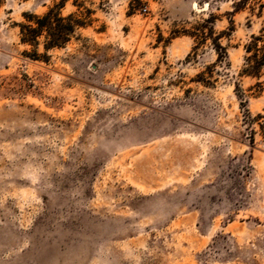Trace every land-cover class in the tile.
Listing matches in <instances>:
<instances>
[{
  "label": "rangeland",
  "instance_id": "rangeland-1",
  "mask_svg": "<svg viewBox=\"0 0 264 264\" xmlns=\"http://www.w3.org/2000/svg\"><path fill=\"white\" fill-rule=\"evenodd\" d=\"M59 1L1 0L0 264H264V69L239 74L262 18L67 0L90 24L33 58L17 24Z\"/></svg>",
  "mask_w": 264,
  "mask_h": 264
},
{
  "label": "trees",
  "instance_id": "trees-1",
  "mask_svg": "<svg viewBox=\"0 0 264 264\" xmlns=\"http://www.w3.org/2000/svg\"><path fill=\"white\" fill-rule=\"evenodd\" d=\"M67 0H60L58 4L48 8L41 15H35L31 13H24V21L17 24L19 42L31 47V50L25 52L36 59L46 60L48 55L47 51L54 48L64 47L67 42L75 35V32L90 24V21L86 20V17L93 13L90 9H85V17H81L74 13H67L62 15L59 8L64 5ZM75 6L79 7L80 4L77 0L72 2ZM1 5V0H0ZM231 14L242 11L248 8L249 15H254L257 18H262V23L258 28L256 34H251L248 42L243 45L244 55L243 63L240 67L239 74L259 77L264 69V0H232ZM248 17V15H247ZM248 20V19H247ZM233 30L232 20L229 19L228 31ZM211 31V30H210ZM193 35H199L193 32ZM199 39H205L206 34L203 31L200 32ZM211 37V36H209ZM41 38L43 52L38 53L36 51ZM212 46L217 54L216 60H220L224 54V49L218 42V35L210 38ZM200 77L202 75H199ZM201 81H204L200 78ZM239 95V94H237ZM242 95V94H241ZM244 96L241 98L243 99ZM244 121L246 122V128L250 133V140H253L254 131L252 129V123L256 122L259 129V134L264 139V115L256 114L254 117L247 115Z\"/></svg>",
  "mask_w": 264,
  "mask_h": 264
},
{
  "label": "built area",
  "instance_id": "built-area-1",
  "mask_svg": "<svg viewBox=\"0 0 264 264\" xmlns=\"http://www.w3.org/2000/svg\"><path fill=\"white\" fill-rule=\"evenodd\" d=\"M139 9H140L141 11H143V12L146 11V7H145V6L139 7Z\"/></svg>",
  "mask_w": 264,
  "mask_h": 264
}]
</instances>
